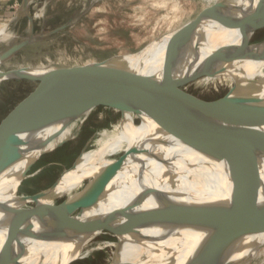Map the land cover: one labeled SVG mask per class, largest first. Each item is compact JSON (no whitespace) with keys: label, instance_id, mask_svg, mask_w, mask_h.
<instances>
[{"label":"water","instance_id":"water-1","mask_svg":"<svg viewBox=\"0 0 264 264\" xmlns=\"http://www.w3.org/2000/svg\"><path fill=\"white\" fill-rule=\"evenodd\" d=\"M28 3L29 0H23L22 9ZM212 10L203 19L194 22L213 17L215 12L212 13ZM237 11L240 12L238 25L234 21L230 24L226 21L225 24L227 15L222 23L218 22L231 29L238 28V39L234 44L219 47L204 56L199 55L195 47L180 55L172 51L167 67L159 77L136 78L112 74L110 69L115 57L70 69L61 68L63 71L50 76L44 83L35 81L41 82V87L0 128V179L33 151L42 149L39 141L44 132L98 107L111 106L120 112L121 119L125 114L135 116L137 123L149 133L154 147L164 144L163 136L167 133L177 143L206 155L208 161L220 165L227 187L229 185L225 197L201 198L204 201L199 203L183 201V196L145 187V191L162 205L163 210L160 213L155 210L142 213L128 236H136L140 228L181 216L188 228L201 235L199 245L184 264H206L226 254L245 236L261 231L264 228V202L260 200L261 191L264 192L263 98L249 89L236 93L232 88L221 100L207 102L185 89L204 76L225 73L235 64L241 66L248 61L259 60V52L257 56H252L251 52H264V43L252 46L255 35L264 30V0H247L246 6ZM30 42L29 38L14 44L0 54V62H7ZM178 57L181 66H175ZM261 59L264 61V54ZM21 72H10L13 75L1 81L28 80ZM251 112L252 118H247ZM66 142L40 152L22 173L17 193L38 160ZM136 159L137 156L133 161L137 162ZM154 159L164 166L172 165L171 160L160 154ZM127 160L124 156L104 165L84 192L80 213L68 229L69 234L79 241L80 249L107 231H112L110 211L94 216L85 214L106 197L110 183ZM195 166L188 165L187 168ZM14 199L0 202V231L21 228L14 219ZM56 238L58 235L35 238L34 241H53ZM28 246V243L20 242L1 252L0 264H24L23 259L29 253Z\"/></svg>","mask_w":264,"mask_h":264},{"label":"bare ground","instance_id":"bare-ground-1","mask_svg":"<svg viewBox=\"0 0 264 264\" xmlns=\"http://www.w3.org/2000/svg\"><path fill=\"white\" fill-rule=\"evenodd\" d=\"M204 1L208 3H205L206 5L212 4L211 8H214L212 13L215 12L213 17L175 31L162 41L160 49L152 50L146 47L137 54L117 57L112 63L110 72L136 78L159 77L166 69L172 51L180 55L195 47L199 55L204 56L219 47L234 44L238 39V28L231 29L219 23H222L224 16L227 15L225 24L226 21L228 24L234 21L238 25L240 12L238 13L237 9L245 7L247 0ZM33 3L34 1H29L21 12L27 13ZM45 10L44 3V9L35 15L36 18L43 19ZM17 17L15 16L10 24H0L1 45H14L18 42L19 35L12 27ZM27 33L31 37V26L27 28ZM252 52V56H257L259 52L257 57L259 60L248 61L241 66L235 64L226 71L225 75L223 73L210 75V79L203 82L207 85L201 86V89L226 86L229 90L235 88L236 93L249 89L257 92V96L264 100V61L261 59L264 52L259 50ZM176 61L175 66H181L179 57ZM61 71L63 70L57 66L42 65L39 68H23L21 75L33 81L45 82L50 76ZM11 75L13 73H6L2 69L0 62V82L4 77ZM93 112H87L44 132L39 141L42 149L33 151L29 157L0 179V202L15 197L14 219L21 227L0 231V253L20 242H25L29 244V253L23 259L24 264H69L70 262L75 264L101 251L108 256L105 264L129 262L184 264L201 240L200 234L186 226L185 218L171 217L150 227L140 228L134 237L128 236L133 224L142 213L154 212V210L160 213L163 210L162 205L145 191V187L156 188L170 195L183 196V201L199 203L204 201L201 198L225 197L229 190L226 176L220 165L208 161L206 155L177 143L167 133L163 136L164 144L161 147H154L147 130L137 123L136 117L131 114H125L123 119L118 118L120 120L117 123L98 131L91 139L90 147L75 162V167L63 172L53 190L34 196H22L16 192L21 175L27 168L22 170L24 165L28 166L41 151L51 150L62 142L71 140ZM252 115L251 112L246 117L252 118ZM158 154L171 160L172 165L164 166L158 163L154 159ZM124 156L128 160L118 176L110 183L106 197L85 214V216H94L110 211L112 233L114 235L117 231H121L122 238L118 239V242H108L98 238L80 249L79 241L75 240L73 234H69L68 229L79 215L85 189L104 165ZM135 156L137 162L133 161ZM188 165L196 166L190 169L187 168ZM18 172L20 174L17 181ZM260 200L264 202L263 190ZM262 231L264 228L257 233ZM54 235H58V238L53 241H34L35 238ZM253 235L255 234L247 235L240 241ZM227 253L206 264H223ZM247 259L244 261L247 262ZM244 261L240 264H244Z\"/></svg>","mask_w":264,"mask_h":264},{"label":"rangeland","instance_id":"rangeland-1","mask_svg":"<svg viewBox=\"0 0 264 264\" xmlns=\"http://www.w3.org/2000/svg\"><path fill=\"white\" fill-rule=\"evenodd\" d=\"M29 1L34 3L27 13L21 12L23 1L17 8L15 15L18 17L12 27L19 35L17 43L30 38L31 44L2 63V69L6 73L19 72L26 67L39 68L42 65L70 69L119 56L137 54L146 47L152 50L160 49L162 41L169 35L187 25L197 23L194 21L203 19L212 10V4L206 5L208 3L204 0ZM44 3L46 10L43 19L36 18L35 15L44 9ZM12 19L3 23L10 24ZM30 26L31 37L27 33V28ZM263 43L264 30H261L252 40V46ZM11 46L13 45L0 44V51L4 52ZM225 74L227 72L223 73ZM25 78L28 80L0 82V128L14 115L21 104L41 87L43 82ZM209 79L210 75H207L192 82L186 91L207 102L221 100L230 90L226 86L201 89V86L207 85L203 82ZM118 118L121 119V114L115 108L98 107L83 122L80 131L75 133L71 140L38 160L29 177L20 187L19 194L34 196L52 188L63 172L71 169L80 155L90 147L91 139L95 134L102 128H109L117 123L120 120ZM26 167L25 164L22 170ZM19 174L20 172L17 174V181ZM111 230L99 238L108 242H118L122 238L121 231L113 235V227ZM263 243L264 231L237 242L227 253L223 264H240L246 258H248L247 262L243 263L250 264L260 250L264 251ZM91 257L75 264H105L108 256L101 251ZM255 263L256 261L251 264Z\"/></svg>","mask_w":264,"mask_h":264},{"label":"crops","instance_id":"crops-1","mask_svg":"<svg viewBox=\"0 0 264 264\" xmlns=\"http://www.w3.org/2000/svg\"><path fill=\"white\" fill-rule=\"evenodd\" d=\"M23 0H0V23L7 22L15 18L17 8ZM16 14V15H15ZM264 249V248H262ZM255 264H264V251L260 250L256 257L250 262Z\"/></svg>","mask_w":264,"mask_h":264}]
</instances>
